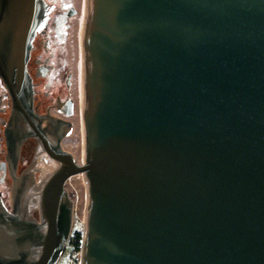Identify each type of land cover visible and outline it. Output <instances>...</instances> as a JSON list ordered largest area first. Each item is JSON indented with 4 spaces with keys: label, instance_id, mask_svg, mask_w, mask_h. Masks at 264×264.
<instances>
[{
    "label": "water",
    "instance_id": "water-1",
    "mask_svg": "<svg viewBox=\"0 0 264 264\" xmlns=\"http://www.w3.org/2000/svg\"><path fill=\"white\" fill-rule=\"evenodd\" d=\"M46 11L0 0L13 180L0 264H57L74 218L65 184L81 174L83 264H264V0H88L74 68L84 164L57 147L70 124L34 109L28 62ZM29 139L47 153L39 183L36 159L17 175Z\"/></svg>",
    "mask_w": 264,
    "mask_h": 264
},
{
    "label": "flooded vegetation",
    "instance_id": "flooded-vegetation-1",
    "mask_svg": "<svg viewBox=\"0 0 264 264\" xmlns=\"http://www.w3.org/2000/svg\"><path fill=\"white\" fill-rule=\"evenodd\" d=\"M44 3L47 9L46 15L34 37L28 62V72L34 90V109L39 116L59 125L70 124L71 131L61 139L57 146L62 151L69 152L65 148L64 142L72 133V119L76 116L78 107L81 108L82 90L76 84L74 68L78 71L76 63H79L81 59L80 35L82 27L85 25L88 0H44ZM74 51H76V55L73 56L71 64V55ZM11 106V99L7 91L1 90L0 115L11 114ZM8 120L0 118V158H3L0 161V173L2 174L0 188L5 189L4 192L10 191V201L7 202L4 199L2 191H0V195L11 211L13 180L6 163L7 145L4 137ZM51 144L54 147L56 140H52ZM45 157H47V153L44 152L36 139L27 140L20 152L18 177H21L36 159L38 161L35 166L34 179L36 183H39L50 170L41 163ZM7 181L9 182L7 183ZM33 215L37 219L39 218L38 211H34Z\"/></svg>",
    "mask_w": 264,
    "mask_h": 264
},
{
    "label": "rangeland",
    "instance_id": "rangeland-1",
    "mask_svg": "<svg viewBox=\"0 0 264 264\" xmlns=\"http://www.w3.org/2000/svg\"><path fill=\"white\" fill-rule=\"evenodd\" d=\"M82 32V31H81ZM71 55V60H72ZM83 87V85H82ZM5 89L3 83L0 80V91ZM82 90V88H81ZM10 114L7 113L5 116L0 118L9 119ZM83 110H82V91H81V108L78 107L76 116L72 119L73 121V131L66 139L67 146L65 147L73 155L80 156L82 163L84 164V131H83ZM3 132V129H2ZM3 158H0V161ZM2 174L0 173V178ZM7 180V179H6ZM9 180V179H8ZM9 181H7L8 183ZM66 185H68V193L72 196L71 199L74 202V218H73V231H81L84 228L86 220V209H87V185L84 174L74 176L70 178ZM71 188V189H70ZM5 189L0 188V191L4 193V199L10 201V191L4 192Z\"/></svg>",
    "mask_w": 264,
    "mask_h": 264
},
{
    "label": "built area",
    "instance_id": "built-area-1",
    "mask_svg": "<svg viewBox=\"0 0 264 264\" xmlns=\"http://www.w3.org/2000/svg\"><path fill=\"white\" fill-rule=\"evenodd\" d=\"M84 231L85 224L81 231L72 230L57 264H83ZM76 233L82 234V240L79 245L76 242Z\"/></svg>",
    "mask_w": 264,
    "mask_h": 264
},
{
    "label": "bare ground",
    "instance_id": "bare-ground-1",
    "mask_svg": "<svg viewBox=\"0 0 264 264\" xmlns=\"http://www.w3.org/2000/svg\"><path fill=\"white\" fill-rule=\"evenodd\" d=\"M84 22V21H83ZM82 36L84 34V25L82 27ZM82 85L84 86V67H83V83ZM82 110H83V116H84V100H83V87H82ZM83 119V131H84V117L82 118ZM84 137H85V132H84ZM84 161H85V158H83Z\"/></svg>",
    "mask_w": 264,
    "mask_h": 264
},
{
    "label": "trees",
    "instance_id": "trees-1",
    "mask_svg": "<svg viewBox=\"0 0 264 264\" xmlns=\"http://www.w3.org/2000/svg\"><path fill=\"white\" fill-rule=\"evenodd\" d=\"M82 240V234L81 233H76V242H77V245L80 244Z\"/></svg>",
    "mask_w": 264,
    "mask_h": 264
}]
</instances>
